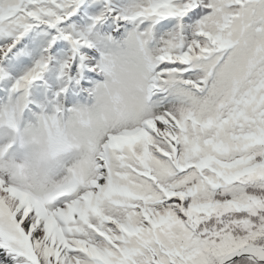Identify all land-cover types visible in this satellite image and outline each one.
Here are the masks:
<instances>
[{"label":"snow or ice","instance_id":"obj_1","mask_svg":"<svg viewBox=\"0 0 264 264\" xmlns=\"http://www.w3.org/2000/svg\"><path fill=\"white\" fill-rule=\"evenodd\" d=\"M0 264H264V0H0Z\"/></svg>","mask_w":264,"mask_h":264}]
</instances>
